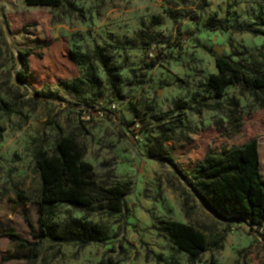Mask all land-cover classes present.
Instances as JSON below:
<instances>
[{"label": "rangeland", "instance_id": "1", "mask_svg": "<svg viewBox=\"0 0 264 264\" xmlns=\"http://www.w3.org/2000/svg\"><path fill=\"white\" fill-rule=\"evenodd\" d=\"M139 32L148 46L126 42ZM95 45L112 55L120 83H107L94 60L72 61L71 51ZM18 51L30 52L22 83L15 79ZM214 55L264 65V0H63L55 9L0 0V101L15 110L0 111V264H27L17 259L27 251L1 235L7 232L37 242L31 264H264V225L220 219L176 173L186 175L210 150L256 138L264 177V107L238 86L213 99L203 86L215 72ZM234 118L241 123L237 134ZM67 135L97 175L107 164L113 179L126 184L123 210L107 215L53 204L43 207L44 216L53 223H105L109 239L101 245H51L33 237L39 179L32 156ZM157 140L175 169L146 154ZM159 217L192 225L221 248L189 263L153 228Z\"/></svg>", "mask_w": 264, "mask_h": 264}, {"label": "trees", "instance_id": "2", "mask_svg": "<svg viewBox=\"0 0 264 264\" xmlns=\"http://www.w3.org/2000/svg\"><path fill=\"white\" fill-rule=\"evenodd\" d=\"M23 1L27 6L51 9L58 8L63 2ZM126 42L130 46H148L151 40L139 32ZM17 53L21 66L15 73V79L22 83L28 77L27 56L30 52ZM70 57L78 65L89 60L96 61L102 67L107 83H110V80L117 83L121 81L119 66L113 64L112 55L104 47L95 45L90 52L84 53L71 51ZM213 63L215 72L207 76L203 87L212 93L214 100H220L228 86H238L251 96L253 103L264 107V65L248 63L246 59L234 61L225 55H214ZM87 78L88 81L96 80L91 75ZM0 111L7 114L15 112L9 109L8 103L1 101ZM240 127L241 123L234 118L232 134H237ZM257 147L256 138H250L238 145H225L207 152L186 175L177 170L176 173L199 202L220 219L240 220L249 227L260 228L264 225V177L260 173ZM146 154L150 158L166 162L175 169L164 141L157 140L146 146ZM83 155L82 146L70 135L55 138L50 151L40 146L34 150L32 161L39 179L36 201L39 233L33 234L35 239L45 240L51 245H74L78 248L101 245L109 239L108 227L101 221L71 218L66 222L53 223L44 216L43 207L53 204L72 205L87 213H122L126 184L113 179L112 170L107 164L100 165L104 174L97 175L93 166L83 159ZM16 196L19 201L28 202V198L20 192H16ZM153 228L186 254L189 263L197 261L209 250L221 248L217 242H208L200 229L189 224L159 217L154 220ZM1 235L8 237L17 250L27 251V255L17 259L27 261V264L35 261L37 242L22 239L14 232Z\"/></svg>", "mask_w": 264, "mask_h": 264}, {"label": "crops", "instance_id": "3", "mask_svg": "<svg viewBox=\"0 0 264 264\" xmlns=\"http://www.w3.org/2000/svg\"><path fill=\"white\" fill-rule=\"evenodd\" d=\"M257 153H258V160H259V158H260V152H259V148L257 147ZM259 163H260V161H259Z\"/></svg>", "mask_w": 264, "mask_h": 264}, {"label": "built area", "instance_id": "4", "mask_svg": "<svg viewBox=\"0 0 264 264\" xmlns=\"http://www.w3.org/2000/svg\"><path fill=\"white\" fill-rule=\"evenodd\" d=\"M99 115H102V112H99Z\"/></svg>", "mask_w": 264, "mask_h": 264}]
</instances>
